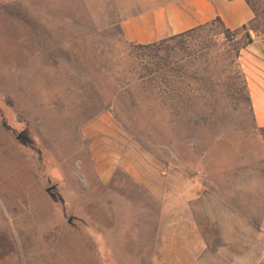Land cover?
Here are the masks:
<instances>
[{"label": "rangeland", "instance_id": "rangeland-1", "mask_svg": "<svg viewBox=\"0 0 264 264\" xmlns=\"http://www.w3.org/2000/svg\"><path fill=\"white\" fill-rule=\"evenodd\" d=\"M248 1L264 35V0ZM131 5L0 0L1 261L17 250L19 264H155L156 241L204 228L194 215L210 196L243 200L264 236L244 35L211 24L168 52L134 49L121 35Z\"/></svg>", "mask_w": 264, "mask_h": 264}, {"label": "crops", "instance_id": "crops-1", "mask_svg": "<svg viewBox=\"0 0 264 264\" xmlns=\"http://www.w3.org/2000/svg\"><path fill=\"white\" fill-rule=\"evenodd\" d=\"M133 9L121 21L124 39L146 45L193 30L219 20L230 31L249 32L255 16L246 0H123ZM252 41L237 55V69L245 84L257 129L264 128V38L251 33ZM251 202V206L256 205ZM202 211L205 226L187 227L186 240L156 241L155 264H246L252 249L258 255L250 264L264 263V236L257 225L245 218L243 200H225L220 196L204 198ZM209 218V220H208ZM179 233V232H178ZM0 242V252L5 248ZM17 250H9L0 264H19ZM170 261V262H169Z\"/></svg>", "mask_w": 264, "mask_h": 264}, {"label": "trees", "instance_id": "trees-1", "mask_svg": "<svg viewBox=\"0 0 264 264\" xmlns=\"http://www.w3.org/2000/svg\"><path fill=\"white\" fill-rule=\"evenodd\" d=\"M246 1H247V3L250 5V7L252 8V10H253V12H254V16H255V18H254L253 22L249 25V27L252 26V27H250V28L248 29L249 32H245V33H244V37H245V38H244L243 42L241 43V45H240V47H239V49H238V52H239V50H240L241 48L245 47L248 43H250V42L252 41V37H251V34H250V33H255L256 36H261V37L264 38V35L261 33V31H259V30L257 29V26L255 25V23L257 22L258 17L260 16V13H259L257 10H255V9L251 6V4H250V2H249L248 0H246ZM211 24H217V25L222 29V34H223L225 37H227V38L231 37L232 35H240V33H241L240 31L230 32V31L226 30V29L223 27L222 23H221L219 20H216V21L213 22V23L206 24V25H203V26H200V27L208 26V25H211ZM200 27H198V28H200ZM195 29H196V28H195ZM195 29H193V30H189V31H187V32H184V33H181V34H178V35L172 36V37H169V38L164 39V40H160V41H158V42H154V43L146 44V45H137V44H134L132 47H133L134 49H148V50H151V49H159V50H162V51H164V52H168L169 49H168L167 47H163V45H165V43H166L167 41H174V40H176V39H178V38H181V37L187 35L188 33L194 31ZM121 35H122V34H121ZM131 44H133V43H131ZM167 68H168V67H166V69H167ZM172 71H173V70L170 69L167 73H168V74H171ZM155 73H157V71H156ZM143 79H144V77H142V76L139 77V81L142 82ZM157 80H159V83H160L161 85H163V86H165V87L167 86L166 81H164L165 79L163 80L161 77H157L156 79L153 80V83L156 84V87H157L158 91L160 90V86L157 85ZM243 83H244V82H243ZM244 86H245V84H244ZM245 91H246V89H245ZM247 100H248V102L250 103V100L248 99V97H247ZM261 130H264V128L261 129ZM54 197H55V196H54Z\"/></svg>", "mask_w": 264, "mask_h": 264}, {"label": "water", "instance_id": "water-1", "mask_svg": "<svg viewBox=\"0 0 264 264\" xmlns=\"http://www.w3.org/2000/svg\"><path fill=\"white\" fill-rule=\"evenodd\" d=\"M17 139L20 140V141L22 142L23 145H26V144H29V143H30L29 138H28L26 135L22 134V133H20V134L17 135ZM51 189H53V188H51ZM51 189H50V188L47 189V192L50 194V196H51L52 198H54V194H51V193H50V190H51Z\"/></svg>", "mask_w": 264, "mask_h": 264}, {"label": "built area", "instance_id": "built-area-1", "mask_svg": "<svg viewBox=\"0 0 264 264\" xmlns=\"http://www.w3.org/2000/svg\"><path fill=\"white\" fill-rule=\"evenodd\" d=\"M232 41H233V42H235V41H237V39H236V38H234V37H232Z\"/></svg>", "mask_w": 264, "mask_h": 264}]
</instances>
